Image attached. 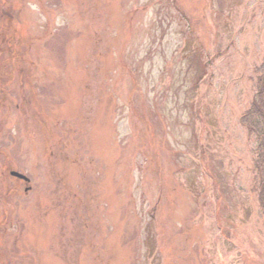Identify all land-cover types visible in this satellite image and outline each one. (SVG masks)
I'll use <instances>...</instances> for the list:
<instances>
[{"label":"rangeland","instance_id":"obj_1","mask_svg":"<svg viewBox=\"0 0 264 264\" xmlns=\"http://www.w3.org/2000/svg\"><path fill=\"white\" fill-rule=\"evenodd\" d=\"M263 65L264 0H0V264H264Z\"/></svg>","mask_w":264,"mask_h":264},{"label":"trees","instance_id":"obj_2","mask_svg":"<svg viewBox=\"0 0 264 264\" xmlns=\"http://www.w3.org/2000/svg\"><path fill=\"white\" fill-rule=\"evenodd\" d=\"M261 71L262 75L257 84L256 100L243 115L241 123L248 130V134L255 136L258 142L255 166L259 179V204L264 212V65Z\"/></svg>","mask_w":264,"mask_h":264},{"label":"water","instance_id":"obj_3","mask_svg":"<svg viewBox=\"0 0 264 264\" xmlns=\"http://www.w3.org/2000/svg\"><path fill=\"white\" fill-rule=\"evenodd\" d=\"M12 175H13V176H16V177H18V178H20V179H26L24 176H22V175H20V174H18V173H12Z\"/></svg>","mask_w":264,"mask_h":264},{"label":"flooded vegetation","instance_id":"obj_4","mask_svg":"<svg viewBox=\"0 0 264 264\" xmlns=\"http://www.w3.org/2000/svg\"><path fill=\"white\" fill-rule=\"evenodd\" d=\"M19 182H22V181L19 180Z\"/></svg>","mask_w":264,"mask_h":264}]
</instances>
